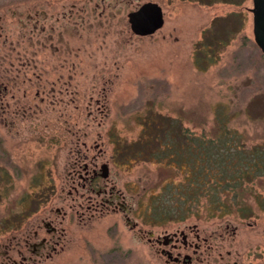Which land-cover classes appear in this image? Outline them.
<instances>
[{
    "label": "rangeland",
    "instance_id": "obj_1",
    "mask_svg": "<svg viewBox=\"0 0 264 264\" xmlns=\"http://www.w3.org/2000/svg\"><path fill=\"white\" fill-rule=\"evenodd\" d=\"M146 2L164 25L136 37L127 15ZM250 9L251 0H0V264H264L252 196L247 217L211 216L202 199L183 220L156 221L150 198L178 185L179 170L113 161V136L136 140L149 112L195 135L225 126L249 145L264 139ZM249 191L264 197V179Z\"/></svg>",
    "mask_w": 264,
    "mask_h": 264
},
{
    "label": "trees",
    "instance_id": "obj_2",
    "mask_svg": "<svg viewBox=\"0 0 264 264\" xmlns=\"http://www.w3.org/2000/svg\"><path fill=\"white\" fill-rule=\"evenodd\" d=\"M205 34L209 35V30ZM212 43L218 49L224 42ZM136 122L140 126L136 140L127 142L113 136L114 163H164L175 166L182 175L178 185L167 182L157 195L151 196L153 220H183L202 199L211 216L236 210L241 217H247L252 214L247 195L264 213V197L249 191V185L264 179V139L249 145L245 134L225 126H218L209 137L195 135L179 119L153 112Z\"/></svg>",
    "mask_w": 264,
    "mask_h": 264
},
{
    "label": "water",
    "instance_id": "obj_3",
    "mask_svg": "<svg viewBox=\"0 0 264 264\" xmlns=\"http://www.w3.org/2000/svg\"><path fill=\"white\" fill-rule=\"evenodd\" d=\"M253 42L264 56V0H251ZM131 33L136 37H147L155 34L164 25V15L157 3L146 2L127 15ZM102 177L106 178L108 169L101 167Z\"/></svg>",
    "mask_w": 264,
    "mask_h": 264
}]
</instances>
